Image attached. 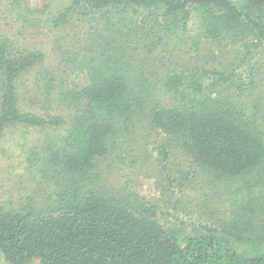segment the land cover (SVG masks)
Here are the masks:
<instances>
[{"label": "trees", "instance_id": "trees-1", "mask_svg": "<svg viewBox=\"0 0 264 264\" xmlns=\"http://www.w3.org/2000/svg\"><path fill=\"white\" fill-rule=\"evenodd\" d=\"M66 1L56 0L49 24H85L77 37L90 54L88 82L61 91L70 126L39 154L53 174V192L40 205L30 197L21 210L0 204V253L10 264H264V100L248 98L256 88L253 53L264 47V0ZM248 33L251 47L231 68L169 60L173 50H198L191 35L223 42ZM145 55L149 62H137ZM44 58L0 40V137L11 125L65 123L19 106L18 79ZM130 117L174 138L226 186L220 215L177 216L167 225L158 215L164 212L129 181L118 189L100 184L97 161L114 152ZM169 147L154 149L166 160ZM165 177L174 196L192 181L190 170Z\"/></svg>", "mask_w": 264, "mask_h": 264}, {"label": "rangeland", "instance_id": "rangeland-1", "mask_svg": "<svg viewBox=\"0 0 264 264\" xmlns=\"http://www.w3.org/2000/svg\"><path fill=\"white\" fill-rule=\"evenodd\" d=\"M49 1L0 0V40L9 39L17 49H37L45 55L41 64L17 81L20 108L38 115H59L65 119V123L57 127L17 124L6 127L1 133L0 204L11 209L25 208L30 197L31 203L43 204L47 195L53 192V174L49 173L39 154L44 155L50 151L49 146L59 143L70 126L72 113L62 106L61 91L80 88L88 82L90 54L83 49L84 43L77 37L82 36L87 28L79 23L74 29L68 25L52 28L48 16L57 4L55 0L52 8L47 9L45 6ZM251 40L249 33L229 37L223 42L205 41L191 35L189 41L197 45L198 50L195 53L173 50L169 60L184 67L231 68L251 47ZM252 60H257L254 69L256 88L251 90L248 98L258 102L264 100V47L255 50ZM139 61L149 62V59L145 55ZM244 66L243 73H246ZM144 67L145 71L150 70L147 65ZM260 109L264 112V105ZM132 121V117L128 121L122 120L126 132L121 137L119 134L114 152L97 161L100 184L118 189L129 181L131 189L156 204L160 208L158 212H164L158 215L166 218L167 225H176L177 216L186 219L196 214L220 215L224 210L222 199L227 192L226 186L214 181L174 138L145 121ZM116 125L120 127V121ZM166 143L170 147L166 160H163L154 148ZM188 170L192 173V181L183 188V193L176 188L175 196L172 195L166 174L180 176ZM163 186L167 190L164 196L161 192ZM176 197H182L181 203L173 209ZM169 212L171 215L167 216ZM0 264H10L1 253ZM29 264H38V260L34 259Z\"/></svg>", "mask_w": 264, "mask_h": 264}]
</instances>
